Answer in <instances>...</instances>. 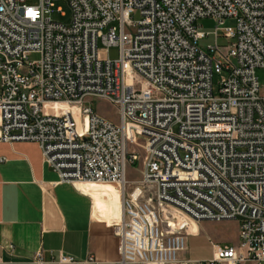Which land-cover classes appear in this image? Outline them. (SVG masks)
<instances>
[{
	"label": "built area",
	"instance_id": "2783aa9c",
	"mask_svg": "<svg viewBox=\"0 0 264 264\" xmlns=\"http://www.w3.org/2000/svg\"><path fill=\"white\" fill-rule=\"evenodd\" d=\"M66 1L68 23L54 0H0V140L36 142L61 181L119 187L116 264L264 262V0ZM236 218V246L182 258L192 222Z\"/></svg>",
	"mask_w": 264,
	"mask_h": 264
},
{
	"label": "crops",
	"instance_id": "0c3cea01",
	"mask_svg": "<svg viewBox=\"0 0 264 264\" xmlns=\"http://www.w3.org/2000/svg\"><path fill=\"white\" fill-rule=\"evenodd\" d=\"M121 207L117 185L61 181L36 142L0 140V264H60L61 253L116 264ZM206 222L196 223L182 258H213L220 246Z\"/></svg>",
	"mask_w": 264,
	"mask_h": 264
},
{
	"label": "rangeland",
	"instance_id": "374dc122",
	"mask_svg": "<svg viewBox=\"0 0 264 264\" xmlns=\"http://www.w3.org/2000/svg\"><path fill=\"white\" fill-rule=\"evenodd\" d=\"M29 4H37L39 0H27ZM54 11L51 14V17L54 20L62 21L68 23L71 17V9L66 0H54ZM64 13L65 15H62ZM231 24V22H228ZM199 25L201 26L200 30L204 31H214L216 22L212 19H201L199 21ZM222 32L220 31V34ZM224 38L220 37V41H223ZM207 41H212V39H207ZM120 55L119 46H111L108 52H101V56L109 57L111 59H116ZM35 55H31L30 59H35ZM257 76L259 78L261 88L264 91V68L257 69ZM220 80L219 75L214 76V85L217 87L218 82ZM86 105L92 106L94 109H97L98 112L113 121H118V116L116 114V108L113 104L108 101L97 99V98H88L85 101ZM44 111L46 113H54V108L49 106H44ZM127 178L130 180H135L139 182L142 178L141 172V161L134 165H129L127 169ZM206 225L211 231L214 233L213 239L219 242V246L225 245H234L236 246L239 241V219H225L222 221H215L211 219H205Z\"/></svg>",
	"mask_w": 264,
	"mask_h": 264
},
{
	"label": "bare ground",
	"instance_id": "6f19581e",
	"mask_svg": "<svg viewBox=\"0 0 264 264\" xmlns=\"http://www.w3.org/2000/svg\"><path fill=\"white\" fill-rule=\"evenodd\" d=\"M81 182L100 183V182H94V181H79V183H81ZM122 217H123V206L121 207V211L116 216V222H119L122 219ZM195 227H196V223L192 222V226L190 228V231H192Z\"/></svg>",
	"mask_w": 264,
	"mask_h": 264
},
{
	"label": "snow or ice",
	"instance_id": "6c2138e0",
	"mask_svg": "<svg viewBox=\"0 0 264 264\" xmlns=\"http://www.w3.org/2000/svg\"><path fill=\"white\" fill-rule=\"evenodd\" d=\"M29 14H30V15H33V16L35 15V13H32L31 11H30V13H29Z\"/></svg>",
	"mask_w": 264,
	"mask_h": 264
}]
</instances>
